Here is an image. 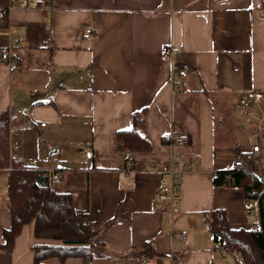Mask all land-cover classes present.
<instances>
[{"label": "crops", "instance_id": "1", "mask_svg": "<svg viewBox=\"0 0 264 264\" xmlns=\"http://www.w3.org/2000/svg\"><path fill=\"white\" fill-rule=\"evenodd\" d=\"M34 1L10 11L23 42L13 49L16 72L0 60V113L13 112L21 160L61 171L62 191L74 194L78 209L103 223L115 220L98 236L106 247H98L91 264H227L207 217L225 209L234 229L258 224L243 190L214 186L213 174L236 168L242 153L260 155L264 163V151L252 152L264 127L261 0ZM89 28L94 35L85 38ZM11 42L0 31V49ZM165 45L182 47L176 63L192 66L188 79L161 61ZM255 91L261 101L248 98ZM138 112H144L151 149L132 152L142 169L127 179L117 133L130 130ZM26 122L33 127L24 129ZM172 135L188 137L177 150L191 167L175 213L155 201L172 159ZM28 141L37 145L34 151ZM11 226L3 192L0 243ZM41 242L34 225L25 226L14 251L0 253V264H34L32 246ZM46 264L84 263L51 258Z\"/></svg>", "mask_w": 264, "mask_h": 264}, {"label": "trees", "instance_id": "2", "mask_svg": "<svg viewBox=\"0 0 264 264\" xmlns=\"http://www.w3.org/2000/svg\"><path fill=\"white\" fill-rule=\"evenodd\" d=\"M264 5V0H261ZM10 0H0V31L10 26ZM13 112L0 113V169H9L7 182L8 210L12 226L3 231L4 242L0 253H12L23 228L34 225V236L41 243L32 246L34 264H46L51 258L61 263L79 258L91 264L100 245L106 247L98 236L115 220L103 223L92 218L84 209L75 205L72 192H63L51 183V171L44 168H27L15 163L11 157V129ZM144 112L135 113L130 130L117 133L118 148L124 150L122 142L133 153L147 152L151 143L143 132ZM245 167L213 174L216 187L232 186L243 190L246 201L258 203V224L254 229L232 228L225 209L211 211L207 224L213 235L216 249H237V264H264V163L254 154L239 155ZM149 249V244H147Z\"/></svg>", "mask_w": 264, "mask_h": 264}, {"label": "built area", "instance_id": "3", "mask_svg": "<svg viewBox=\"0 0 264 264\" xmlns=\"http://www.w3.org/2000/svg\"><path fill=\"white\" fill-rule=\"evenodd\" d=\"M34 0H10L9 11L14 8H30L35 6ZM4 32L12 38V42L10 45L4 46L0 49V60L6 63L9 67V71L14 73L18 70L19 67V56L13 50L14 46H17L23 42V38L17 35L18 30L11 25L4 30ZM94 35V30L89 28L86 30L84 37L90 38ZM182 52V47L180 45H165L162 47L160 51V59L162 62L170 63L173 71H177L179 76L186 80L189 78V73L191 71L192 66L188 63L177 64L176 56ZM248 98L258 102L263 99V94L261 92H249ZM45 126V123L42 124ZM33 127L32 123L26 122L23 126L24 129H31ZM11 157L15 163H19L27 168H38L35 164L30 161L21 160L17 152L20 149L19 141L16 139L20 135V130L15 128L11 129ZM260 137L263 141L264 139V130L259 129ZM169 145L174 149L171 161L164 167L161 172L160 178V187L159 191L155 197L156 207L158 209L167 208L171 211V213H175L179 210V193H180V183L183 177V174L191 170V167L185 165L184 163V154L180 152L179 148H183L188 144V137L185 135H172L168 138ZM122 146L124 147L123 153L126 155V163L124 169L125 178L129 179L132 172L136 169H142L141 165H136L135 162L130 158L132 151L126 147L125 142H122ZM262 151V146L260 143L254 144L252 147L253 153H260ZM258 155L257 157H259ZM236 167H245L246 163L243 159H238L235 162ZM64 179V174L61 171L53 170L51 171V183L55 186L59 185ZM246 208L251 211H255L258 215V203L257 202H246ZM185 235H181L183 238ZM225 258H237L239 257V252L237 249H229L226 247L222 251ZM143 259H147L143 257Z\"/></svg>", "mask_w": 264, "mask_h": 264}, {"label": "rangeland", "instance_id": "4", "mask_svg": "<svg viewBox=\"0 0 264 264\" xmlns=\"http://www.w3.org/2000/svg\"><path fill=\"white\" fill-rule=\"evenodd\" d=\"M264 130V127H263ZM259 138V139H257ZM257 141L260 143V145L262 146V151H264V139L262 141L260 135L257 134ZM16 139L19 141V146L21 147L23 145V139H21L19 136L16 137ZM41 143H43V141L41 140ZM29 149H31L32 151L35 150V146H37L36 144L32 145L30 144V142L28 141L27 145H26ZM26 148V149H28ZM19 153L17 152V155ZM47 166H51V164L49 162L46 161ZM8 176H9V169H0V194H2L3 192H7V182H8ZM62 185H57V189L62 191ZM225 263L227 264H232L233 263V259L232 258H225Z\"/></svg>", "mask_w": 264, "mask_h": 264}]
</instances>
